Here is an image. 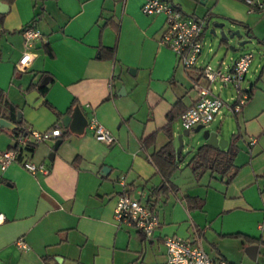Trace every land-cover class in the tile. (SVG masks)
<instances>
[{
	"label": "crops",
	"instance_id": "crops-1",
	"mask_svg": "<svg viewBox=\"0 0 264 264\" xmlns=\"http://www.w3.org/2000/svg\"><path fill=\"white\" fill-rule=\"evenodd\" d=\"M143 2L0 0L6 6L0 13V89L24 123L44 130L56 121L55 111L68 113L75 104L86 117L83 131L67 133L51 158L56 138L23 149V158L48 166L47 173H30L17 161L0 167V264H161L166 259L162 238L168 234L197 236L209 256L236 264L234 251L252 243L258 250L263 243L242 235L264 239V13L248 12L240 0L168 1L184 16L207 21L216 14L244 22L247 29L241 31L252 35L257 53L241 81L250 96L239 111L231 112L233 90L225 85L218 90L224 100L220 112L203 126L227 142L238 124L233 178L224 184L205 173L196 180L186 165L190 155L181 157L182 136L169 177L175 188L156 190L162 179L148 155L166 140V113L175 102L177 109L190 105L196 98L194 82L203 81L197 67H191L196 72L185 68L159 42L163 15H144ZM33 18L41 36L26 47L21 29ZM25 47L32 55L19 67ZM35 84H46V90L41 94ZM90 120L108 130L112 140L97 139ZM174 123L176 148L183 128ZM12 143L10 129L0 127V152ZM124 191L149 202L157 214L150 237L114 219L115 199ZM196 198L203 200L201 206Z\"/></svg>",
	"mask_w": 264,
	"mask_h": 264
},
{
	"label": "built area",
	"instance_id": "built-area-1",
	"mask_svg": "<svg viewBox=\"0 0 264 264\" xmlns=\"http://www.w3.org/2000/svg\"><path fill=\"white\" fill-rule=\"evenodd\" d=\"M248 12L261 10L264 13V0H243ZM144 15H163L164 29L159 42L170 48L185 68L197 67L199 75L205 80L203 83L194 82L196 98L186 106L178 115L181 128L191 129L196 124L206 125L220 112L224 100L219 96L218 90L229 85L233 90L229 108L231 112L238 111L248 98L247 88H243L241 81L252 58V51L244 50L237 56H228V61L220 59L216 66L208 63L196 66L202 41L201 34L206 26V19L184 16L178 9L166 0H144L140 6ZM26 47L41 36L39 30L27 27L21 31ZM22 51L18 58V65L22 67L31 58L30 50ZM97 139L111 141L112 136L101 124L93 120L88 122ZM60 135L59 126H50L44 130H35L28 127V134L19 136L17 141L21 144L25 140L35 143L47 139H55ZM250 140L249 143H252ZM23 149L7 147L0 152V167L17 161L30 173H47L48 166L41 162H33L23 158ZM113 217L116 221L133 224L145 237H150L158 224L155 211L139 202L127 192L120 193L114 202ZM3 214L0 212V222ZM162 243L165 247L166 259L161 264H234L224 258L211 257L200 245L197 236L185 238L174 234L164 235ZM22 245V244H21Z\"/></svg>",
	"mask_w": 264,
	"mask_h": 264
},
{
	"label": "trees",
	"instance_id": "trees-1",
	"mask_svg": "<svg viewBox=\"0 0 264 264\" xmlns=\"http://www.w3.org/2000/svg\"><path fill=\"white\" fill-rule=\"evenodd\" d=\"M7 2H11L12 0H6ZM243 1V0H240ZM3 15H1L2 17ZM228 19V18H226ZM38 19H32L28 24L24 25L21 31L27 27H34ZM231 23L237 24L241 26L243 29H247V25L240 21V20H234V19H228ZM104 48L101 46L99 47V55L103 56V50ZM110 50L108 52L112 51V48L107 49ZM36 88L39 90V92L42 94L45 90L47 85H37L35 84ZM248 91V96H250V91ZM73 101H71L70 104H72ZM48 106L49 103H46ZM178 103L175 102L171 109L168 110L166 113V122L162 126V129L164 130L166 134V140L158 146L156 149H154L151 153H149L148 158L151 161V163L154 165L155 169L161 176V184L156 188V190L166 189L171 187V189H174L175 187H172V183L169 180L170 175L172 172L176 169L179 156L175 153V148L172 144V127L171 124L173 120L179 115V113L185 108L177 109L175 106ZM177 109V110H176ZM71 110V105L68 107L67 112ZM19 111L18 107L10 102L6 96L4 95L3 91L0 89V116L13 122L15 125L10 129V134L13 139V143L9 147H17L18 150H28L31 151L35 147L36 143L31 140H25L23 144L19 143L17 141L19 136L27 135L28 134V127L24 123L21 116L18 117V120H16L17 115L16 113ZM239 111V110H238ZM238 111L233 112L236 114ZM56 114V121L51 126H59L60 127V137L63 139L65 135H67V131H64L62 126L59 125L57 121H59L60 117L63 115L59 111H55ZM236 130L232 132L227 139V142L224 147L219 146H212L210 144H207L206 142L199 143L190 157L188 158L186 165L190 168L194 178L197 180L200 176H202L205 173H208L210 176L216 175L219 180L222 183H228L233 176L235 175L238 165H236L233 161V158L237 151V144L236 139L240 136L238 132V124H235ZM152 135L147 136L142 140V143L146 142V139H149ZM193 199V197H189L185 195V199ZM196 206H201L203 200L196 198ZM149 205V202H148ZM237 235V232L231 233ZM244 238H246L248 241L252 242H263L264 239L254 238L251 236H248L247 234H243Z\"/></svg>",
	"mask_w": 264,
	"mask_h": 264
},
{
	"label": "water",
	"instance_id": "water-1",
	"mask_svg": "<svg viewBox=\"0 0 264 264\" xmlns=\"http://www.w3.org/2000/svg\"><path fill=\"white\" fill-rule=\"evenodd\" d=\"M169 1V0H166ZM6 11V6L3 4H0V13H3ZM228 21V19H226ZM231 25L237 26L238 28H235L234 30H230L228 29H221L219 31V39H218V44H226V51H236L239 47L243 46L244 44L251 42L252 41V35H250L248 33L247 30H244L242 32H240V29H243L241 26L231 23L230 21H228ZM215 27H222L223 24L222 23H214L213 24ZM206 28V26H205ZM211 32H214L213 29H210ZM128 72L131 73V69H128ZM45 77H43L40 81V83H43L45 81ZM122 88V87H121ZM17 118L16 120H18V117L20 116V112L18 111L16 113ZM59 125L62 126L64 131H67L68 133H74V134H78L80 132L83 131L84 126L86 125V117L84 116V114L81 112L79 106L77 104H75L71 111L68 113H64L59 121H58ZM14 123L1 117L0 116V127H4V128H12L14 127ZM203 127V125L201 124H196L192 131H199L201 128ZM189 134V129L183 128L181 130V132L179 134H177L176 138L178 140V144L175 148V153L176 156L179 153L181 144H182V136H187ZM201 138L204 139V142H206L207 144H210L212 146H219V147H224L226 144V139H222V138H218L216 135V132L214 131H210L208 128H203L201 129V134H200ZM61 138L58 137L56 138L53 143H52V151L49 153V155L47 157L51 158L52 154H53V150L56 149V147L58 146V144L61 142ZM106 168V166H102L101 170H104ZM258 248V244L257 243H252L249 244L245 247V251L246 253L254 258L255 254H256V250Z\"/></svg>",
	"mask_w": 264,
	"mask_h": 264
},
{
	"label": "rangeland",
	"instance_id": "rangeland-1",
	"mask_svg": "<svg viewBox=\"0 0 264 264\" xmlns=\"http://www.w3.org/2000/svg\"><path fill=\"white\" fill-rule=\"evenodd\" d=\"M219 7H220V9H223L224 6H222L220 3ZM206 22H207V24H206V31L204 32V38H203L204 43L202 46L203 48H202V51H201L199 57L197 58L196 65L202 66L205 63H208L210 66L214 67L217 65V63L219 62L220 59H224L225 61H228V54L234 53V51L226 52V49H227L226 44H223V43L218 44V39H219V35H220L219 31L221 29H228V28L230 30H234V27H236V28H238V27L231 25L226 20V18H221V19L217 18L216 14H212L211 16L207 17ZM214 23H222L223 26L222 27H215L213 25ZM210 29H213L214 32H211ZM239 29H240V32H242L241 28H239ZM208 47H210V50L207 52L206 50ZM242 49H247V50L250 49L254 55L257 53V49L255 47V42L253 40L251 42H248V43L244 44L243 46L239 47L235 52L242 50ZM190 70H192L193 72L197 71V70L191 69V68H190ZM201 81L205 82V80L202 76H201ZM173 123L176 126H178V124H179L178 121H177L178 124L176 123L175 119L173 120ZM201 129L197 133H195L191 130L189 135L184 136V138L186 140V142H184L185 143L184 147H186V149L184 148L181 151V157H187V156L192 154L193 148H196V146L199 144V141L202 139L200 136ZM245 246L244 247L241 246L239 252H236V251L233 252V255H234L233 261L236 264H264V243H262L260 245L259 249L257 250V252L254 256V258L250 257L246 253Z\"/></svg>",
	"mask_w": 264,
	"mask_h": 264
}]
</instances>
